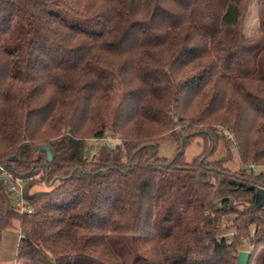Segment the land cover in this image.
Here are the masks:
<instances>
[{
  "label": "trees",
  "instance_id": "16d2710c",
  "mask_svg": "<svg viewBox=\"0 0 264 264\" xmlns=\"http://www.w3.org/2000/svg\"><path fill=\"white\" fill-rule=\"evenodd\" d=\"M248 1L0 0V164L31 178L25 215L0 181L18 264H237L243 247L264 264V0L245 37ZM218 130L238 173L207 160ZM196 137L209 149L186 162Z\"/></svg>",
  "mask_w": 264,
  "mask_h": 264
},
{
  "label": "rangeland",
  "instance_id": "374dc122",
  "mask_svg": "<svg viewBox=\"0 0 264 264\" xmlns=\"http://www.w3.org/2000/svg\"><path fill=\"white\" fill-rule=\"evenodd\" d=\"M260 1L261 0H249L247 2V10L243 22V33L245 37L252 36L257 30V5ZM178 137H184L183 133L179 129H175L174 132H169L162 136L158 141L157 156L160 158L171 160L174 157L177 148L182 144V141L184 140L181 139L177 141L176 139ZM231 140L232 139H228L222 133L219 134V139L217 141L216 147L210 154V156L207 157V160L209 162L224 160L225 162L222 164V166L229 173L235 174L242 169V165L239 162L236 148ZM110 143L111 145H113L115 142ZM186 143L187 144L182 149L183 159L186 162L192 161L194 158L198 157L201 154H206L209 149L208 145L204 146L202 137L189 139ZM87 145L93 146V143L88 142ZM97 145L99 146V144H96V146ZM35 190L44 191L45 189L43 186L39 185L37 188H33L32 192H35ZM232 220L233 216L225 217L220 224V228L230 227ZM9 231L10 233H13L14 236L18 234L16 228H12ZM231 233L232 232L226 234L227 238L231 237ZM243 248L244 251L248 250V247ZM12 250V245L9 242L6 243V239L3 240V238H0V264H18V262L15 260V257L12 256Z\"/></svg>",
  "mask_w": 264,
  "mask_h": 264
},
{
  "label": "built area",
  "instance_id": "2783aa9c",
  "mask_svg": "<svg viewBox=\"0 0 264 264\" xmlns=\"http://www.w3.org/2000/svg\"><path fill=\"white\" fill-rule=\"evenodd\" d=\"M220 130L217 131V134H221ZM228 139H232L230 134L226 136ZM104 142H109L108 138L103 140ZM94 147L98 144V141H92ZM110 144V143H109ZM250 169L255 171V166L251 165ZM31 178L23 179L20 177H15L7 167L0 164V181L6 185L7 194L11 203L13 210L19 215L30 214L31 209L28 206L26 200L24 199L23 193L25 185ZM21 235H19V240Z\"/></svg>",
  "mask_w": 264,
  "mask_h": 264
},
{
  "label": "crops",
  "instance_id": "0c3cea01",
  "mask_svg": "<svg viewBox=\"0 0 264 264\" xmlns=\"http://www.w3.org/2000/svg\"><path fill=\"white\" fill-rule=\"evenodd\" d=\"M11 229H8L6 231L1 232L0 238H3V240L6 239V243L9 242L12 245L13 250H12L11 253H13L12 256L16 257L17 249H18L19 242H20V240H19V232H18V234L16 236H14V234L10 233V231H9ZM4 243H5V241H4ZM14 252H15V254H14Z\"/></svg>",
  "mask_w": 264,
  "mask_h": 264
},
{
  "label": "water",
  "instance_id": "95a60500",
  "mask_svg": "<svg viewBox=\"0 0 264 264\" xmlns=\"http://www.w3.org/2000/svg\"><path fill=\"white\" fill-rule=\"evenodd\" d=\"M109 148H112L111 144H108ZM90 153V148L88 147L86 149V157L89 156ZM230 203H232V200H230ZM248 258H249V253L247 252H240L237 255V264H248Z\"/></svg>",
  "mask_w": 264,
  "mask_h": 264
}]
</instances>
